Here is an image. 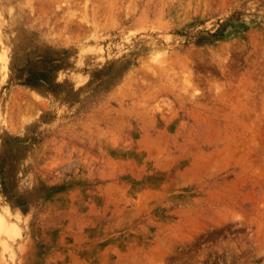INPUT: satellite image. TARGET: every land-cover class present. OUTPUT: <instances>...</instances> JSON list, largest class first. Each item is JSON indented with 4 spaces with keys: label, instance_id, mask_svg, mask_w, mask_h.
I'll return each instance as SVG.
<instances>
[{
    "label": "rangeland",
    "instance_id": "obj_1",
    "mask_svg": "<svg viewBox=\"0 0 264 264\" xmlns=\"http://www.w3.org/2000/svg\"><path fill=\"white\" fill-rule=\"evenodd\" d=\"M0 210V264H264V0H0Z\"/></svg>",
    "mask_w": 264,
    "mask_h": 264
},
{
    "label": "bare ground",
    "instance_id": "obj_2",
    "mask_svg": "<svg viewBox=\"0 0 264 264\" xmlns=\"http://www.w3.org/2000/svg\"><path fill=\"white\" fill-rule=\"evenodd\" d=\"M18 233L19 232L17 229V223L13 221L9 216H7L5 212L0 210V242L3 246V249H8L10 246V243H8L6 239L4 238L2 239V236L4 235L5 236L14 235L15 236Z\"/></svg>",
    "mask_w": 264,
    "mask_h": 264
}]
</instances>
